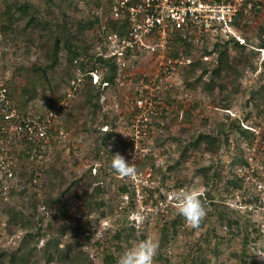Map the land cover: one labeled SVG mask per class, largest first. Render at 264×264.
Returning <instances> with one entry per match:
<instances>
[{"label":"rangeland","instance_id":"1","mask_svg":"<svg viewBox=\"0 0 264 264\" xmlns=\"http://www.w3.org/2000/svg\"><path fill=\"white\" fill-rule=\"evenodd\" d=\"M23 2L30 5L37 18L47 20L50 25L27 28L28 18L15 7L22 1L0 0V32L3 35L0 81L8 88L9 100L18 115L34 120L45 116L50 120L46 128L51 141L42 147L39 141L27 140V133L19 135L16 132L18 121L0 116V253H5L4 257L0 256V264H13L9 254L17 251L19 256L25 254V257L16 264H79L73 262L79 250L88 258L87 264H109L113 257L119 258L147 236L159 244L154 264H264L252 255L254 218L237 210V197H250L253 190L240 179L236 182L243 185L241 189L230 182L245 162L243 146L252 134L241 137L232 133L228 143L218 134L221 127L228 129L236 117L243 118L244 124L264 128V97L249 101L264 85V50L258 48L264 29V0L256 15H252L254 25L239 27L241 36L250 45L245 54L255 53L248 56L252 65L239 64V77L236 72L230 78L219 79V86L226 83L225 90L217 87L214 93H207L202 86L197 90L188 89V81H184L181 73L166 88L165 101L168 103V99H172L173 112L157 117L148 129V138L140 146L153 151L139 159L136 179L121 177L110 167L112 151L128 160L135 147L125 137V132L130 131L131 114L115 108L125 89H120L116 75L115 83L105 91L99 87L103 93L102 109L95 115L91 114L92 106H85L81 92L67 105L61 106L60 101L59 111L48 115L51 100L64 96L73 77L80 73L68 62L69 50L64 48L67 38L59 32L62 29L58 32L56 29L57 34H62L57 64L47 69L50 31L63 20L69 24L73 20L79 23L89 18L98 19V31L84 36L85 45H89L87 52L96 55L99 47L96 34L101 22L92 12L99 1ZM104 18L109 19V13ZM5 26L10 29L3 30ZM76 27L77 24L73 31ZM218 39L210 37L195 50L185 51L191 60L202 57L203 49L212 50L215 43L221 44ZM42 42H46L43 48L40 47ZM180 49L177 45L176 51ZM231 53L233 57L236 55L234 51ZM217 57L218 52L202 61L211 66ZM140 60L141 64L136 65L140 72H157L147 59ZM33 66L41 69L36 75L30 73ZM44 73L48 82L43 78ZM100 74L107 77L110 69L105 67ZM200 74L201 71L192 72L187 78L194 79ZM204 79L208 81L209 76ZM224 106L229 109L224 110ZM182 109L191 111L189 118L186 110L183 116L179 114ZM122 114L125 116L118 122ZM105 125L109 130L113 128L115 135L107 147L101 145L103 134L108 133L102 131ZM200 133L218 135L219 150L209 152L202 145L178 164L183 148L192 136ZM209 167L211 173L220 172L219 178L206 180V173L201 169ZM181 189L194 191L203 199L207 215L198 228L187 225L177 214L176 194ZM232 209L233 214L230 213ZM141 217L147 219L142 222ZM13 221H17V225L14 226ZM40 228L41 235L32 240L30 235ZM117 233H120L119 238H116ZM48 240H59L57 253L54 247L46 250ZM51 253L53 258L48 263Z\"/></svg>","mask_w":264,"mask_h":264},{"label":"built area","instance_id":"2","mask_svg":"<svg viewBox=\"0 0 264 264\" xmlns=\"http://www.w3.org/2000/svg\"><path fill=\"white\" fill-rule=\"evenodd\" d=\"M98 1L99 5L92 12L101 22L97 56L111 60L116 67L115 75L120 89L125 88L115 108H121L131 114L130 131L125 132V137L135 144L129 153L128 161H132L136 154L138 175L139 159L153 151L149 147L140 146L148 138V129L157 117L164 114L169 116L173 112V106L165 101V90L172 85V80L180 75L181 68L192 62L187 52L176 51L178 35L191 40L195 45H203L208 38L218 36L225 39L233 37L244 45L246 40L241 36L236 20L241 18L242 26L254 25L252 15H256L262 0ZM106 13H109V19L104 18ZM108 20L127 24L126 32H115L107 25ZM2 39L0 32V40ZM259 50L263 51L264 48ZM174 51L178 54L175 55ZM141 58L147 59L149 64L152 63L157 72H140L136 65L141 64ZM203 59L207 60L208 57ZM86 75H90L93 84L104 91L111 84L110 81H103L104 75L101 77L100 72L80 74L71 82L61 106L67 105L69 100L78 96L86 83ZM112 83H115V77ZM8 96V88L0 81V116L8 121H18L16 132L19 135L22 132L27 133V140L39 141L44 147L51 141L46 128V123L50 120H34L18 115ZM185 110L182 109L179 114L183 116ZM52 113L48 115H53ZM124 116L122 114L118 122H122ZM125 125L127 128L129 122ZM243 127L250 131L252 136L243 146L245 162L236 170V174L253 190V194L242 199L237 197V210L254 218L253 226L256 232L252 242V255L264 261V128L247 124H243ZM102 131L114 132L113 128L109 130L108 125L103 126ZM137 175L133 178L136 179Z\"/></svg>","mask_w":264,"mask_h":264},{"label":"trees","instance_id":"3","mask_svg":"<svg viewBox=\"0 0 264 264\" xmlns=\"http://www.w3.org/2000/svg\"><path fill=\"white\" fill-rule=\"evenodd\" d=\"M22 3L20 4H16L15 7H17V12L20 13L22 16H25L28 18L27 21V28L32 27V28H37L40 27V24L42 25L41 27L44 28V26H48L50 25V22L43 21L39 18H37L38 15H36V13H32L31 9H30V5H28L27 3H24L23 0ZM99 5V4H98ZM10 10V9H9ZM8 16H10L9 14H11L10 12L7 13ZM63 15L66 17V14L63 13ZM77 27L75 29V31H73V28L76 26ZM97 24H98V19H86L85 21L80 20L79 23L77 20H73L71 21L69 24L66 22V20H63V23H58L53 25L54 29H52V31H50V35L47 39V41L50 40V44H49V51L46 54V58L49 61L48 65L46 66L47 69H53L58 61V56H59V51L61 49V42H62V34L61 33H56V29L57 32L60 30L59 32H63L64 36L66 35V40L64 42V48L69 50V58H68V62L72 67H75L76 69L79 70V72L81 74H86V73H91V72H101V70L105 67H108L110 69V74L107 77H103V81H110L111 83L114 82V77L116 74V67L115 65L111 62V60H105L102 57H98L97 54H89L88 48L89 45H85V40L86 38H84L85 34L90 32V31H98L97 29ZM107 25L109 27H111L115 32H119V33H125L127 30V24L120 22V21H114V20H108L107 21ZM236 26L240 27L241 25V18H237L236 20ZM247 26L244 25V28H246ZM243 28V27H242ZM243 28V29H244ZM10 27H3V30L7 31L9 30ZM260 41L258 43V48L262 49L264 48V29L262 30L261 34H260ZM96 38H98L99 40V36L96 34ZM218 40H221V44L219 43H215L214 47L212 50H208V49H203V53H202V57H196L195 59L192 60V62L189 65L183 66L181 68V75H183V77H185L184 81L186 82V80L189 82H187L186 84V88L188 89H194L197 90L200 86L203 87V90L207 93H214L215 89L218 87L220 91H223L226 89L227 85L226 83L222 84V85H218V80L219 79H225V78H230V76L232 75V73H238L237 69V65L242 64V63H248V66H251L252 64L249 62V57L253 53L252 51H250V53L245 54V50L250 47L249 43H246L244 45L240 44L235 38L231 37L229 39H225L221 36H218ZM178 39V47H180V51H184V53L186 52L185 50H195L196 47H198L197 45L193 44L191 40L189 39H185L183 38V36L178 35L177 37ZM73 41L75 42H79V44L77 43H73ZM46 42H42L40 45V47H44ZM232 51L236 52V55L233 57L232 56ZM243 51V52H242ZM216 52H218V57L216 60V63L211 65V66H206L205 62L202 61V58L204 57H209L213 54H215ZM259 52V51H257ZM264 60V59H263ZM264 64V62L262 63ZM27 70H29V68H26ZM30 73L33 75H36L37 72H39L41 69L38 68L37 66H33L32 68H30ZM196 71H201V74L194 78V79H190L187 78L188 75H190V73L192 72H196ZM208 77L209 76V80H205L204 77ZM239 73H238V77H239ZM182 77V76H181ZM43 78L44 80H47V82L49 81L47 79L46 73L43 74ZM77 78V75H75L73 77V79ZM85 88H83L81 92V96L84 99V104L85 106L89 107L92 106L93 110H92V115H95L96 112L98 110H101L102 107L100 105V100L102 97V91L100 90V88L98 87V85L93 84L92 82V77L90 75H86V83H85ZM71 84H69V88L70 89ZM68 92V91H67ZM79 92V93H80ZM78 93V95H79ZM67 93H65L64 96H62L61 98L56 100H51L50 104L48 105L49 107V112H57L59 111V108H57L60 103V101H64V99L66 98ZM257 97L259 98H263L264 97V85L255 93H253L249 99V101H252L254 99H256ZM172 99L169 98L168 99V103L172 105L171 103ZM229 106V105H227ZM227 106H224L223 109L224 110H228L229 108H227ZM183 107V104H181L180 108ZM187 111V112H186ZM186 116L187 118H189L191 111L186 110ZM48 112V113H49ZM228 113V112H227ZM179 117V116H178ZM42 119H45L46 117L43 116L41 117ZM228 119H230V117H227ZM41 119V120H42ZM243 118L241 117H236V119H233L232 122H230V126L228 127V129L221 127V129L218 131V134L223 135L225 138V142L228 143L231 141L230 136L232 133H237L238 135H241V137H247V135L251 136V132L244 129L243 127ZM107 123V120L106 122ZM114 133L112 132H108V133H104L101 141H102V146L103 147H107V145H109L113 139H114ZM174 140H178V138H175ZM219 142L220 139L218 137V135H215L214 133H208V134H204V133H200L197 136H192L191 141L189 144H187L183 150H182V154L180 156V160H178V164L180 163V161L186 160L187 157L189 156V154L192 151H197L200 149V147L202 145H204L205 150L209 151V152H215L217 150H219ZM112 155L116 154L115 151L111 152ZM211 167L209 168H202L201 172L202 173H206V180L209 179L210 177H217L219 178L220 176V172L214 171L212 172ZM239 179L238 176L231 180L230 182L235 186V188H243L242 184H239L238 182H236ZM242 181V180H240ZM123 191H126V189H122ZM86 196H88L86 194ZM205 197V196H204ZM199 198L201 200L202 197L201 195H199ZM226 210L228 208H225ZM228 211V210H227ZM11 212V211H10ZM238 212V211H237ZM231 214L235 213V211L232 209ZM64 220L65 218L62 217ZM13 225H17V221L14 222L13 221ZM229 225H232V222L229 221ZM67 229V227H65V230ZM133 230V229H132ZM65 232V231H64ZM63 232V233H64ZM252 232L255 233L256 229L254 228V226L252 225ZM41 235V228L38 230V232L31 234L30 237L32 236V240H34L37 236ZM120 237V233L116 234V238ZM91 239V238H88ZM253 240H255L253 238ZM31 241V239H30ZM53 247L56 251V253L59 250L60 247V243L59 240H56L54 242H52L51 240H48L46 243V250L47 251H51L53 250ZM28 253L29 250L27 248ZM17 252H13L11 254H9L10 260L13 264L18 263V261L21 258L25 257V254L19 256ZM26 253V252H25ZM21 254V253H20ZM53 254L51 253L50 256L47 257V262H51L53 256ZM0 256L4 257L5 253L2 252L0 253ZM118 260V257H113V259L111 260V262L109 264H116ZM75 263H79V264H87L88 263V258L86 257V255L84 254L83 251L79 250L77 251V253L75 254V259L74 261Z\"/></svg>","mask_w":264,"mask_h":264},{"label":"clouds","instance_id":"4","mask_svg":"<svg viewBox=\"0 0 264 264\" xmlns=\"http://www.w3.org/2000/svg\"><path fill=\"white\" fill-rule=\"evenodd\" d=\"M135 160L136 154L132 161H128L125 156L116 153L112 155L110 167L121 177H133L137 175ZM176 200L177 214L183 217L187 225L192 228H198L207 213L197 193L181 189L176 194ZM145 219L147 218L141 217L142 222ZM158 249L159 244L151 236H147L135 246L125 250L118 258L116 264H154V258L158 253Z\"/></svg>","mask_w":264,"mask_h":264}]
</instances>
